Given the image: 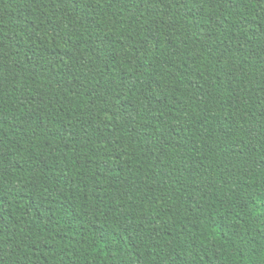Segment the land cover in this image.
<instances>
[{
	"label": "trees",
	"instance_id": "obj_1",
	"mask_svg": "<svg viewBox=\"0 0 264 264\" xmlns=\"http://www.w3.org/2000/svg\"><path fill=\"white\" fill-rule=\"evenodd\" d=\"M0 264H264V0H0Z\"/></svg>",
	"mask_w": 264,
	"mask_h": 264
}]
</instances>
